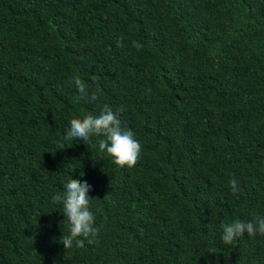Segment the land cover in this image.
Returning <instances> with one entry per match:
<instances>
[{"label":"trees","instance_id":"obj_1","mask_svg":"<svg viewBox=\"0 0 264 264\" xmlns=\"http://www.w3.org/2000/svg\"><path fill=\"white\" fill-rule=\"evenodd\" d=\"M105 103L141 142L133 168L64 140ZM71 178L99 234L65 250L51 197ZM257 216L264 0H0V264H264V235L221 239Z\"/></svg>","mask_w":264,"mask_h":264},{"label":"clouds","instance_id":"obj_2","mask_svg":"<svg viewBox=\"0 0 264 264\" xmlns=\"http://www.w3.org/2000/svg\"><path fill=\"white\" fill-rule=\"evenodd\" d=\"M137 50L142 49V45L136 41L132 42ZM121 41H117V47H122ZM70 83L74 84L78 92V99L96 100L97 94H89L86 83L79 77H72ZM123 109L113 110L108 104H103L98 116L86 115L81 118H73L69 127L65 131V141H83L85 145L97 147L99 152L107 153L113 158V163L121 168H133L138 162L142 151L141 142L135 138V133L122 127L119 113ZM102 136L98 144H94L92 137ZM81 176L85 174L80 173ZM229 185L233 194L238 191V181L232 178ZM92 186L85 180L81 183L78 179H69L64 184V192L56 193L51 197L52 203L62 204L63 215L69 222V235L61 236V243L65 250L83 248L85 240L89 244L94 242V238L99 234V228L95 226V215L90 208L88 194ZM248 234L264 235V217L257 216L255 220L241 221L236 220L231 224L223 226L222 241L230 245L234 239Z\"/></svg>","mask_w":264,"mask_h":264}]
</instances>
